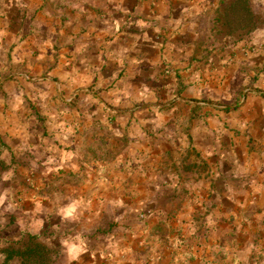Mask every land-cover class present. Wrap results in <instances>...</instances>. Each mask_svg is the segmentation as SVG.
<instances>
[{"label":"crops","instance_id":"0c3cea01","mask_svg":"<svg viewBox=\"0 0 264 264\" xmlns=\"http://www.w3.org/2000/svg\"><path fill=\"white\" fill-rule=\"evenodd\" d=\"M237 2L0 0V138L34 185L0 264H264V25Z\"/></svg>","mask_w":264,"mask_h":264},{"label":"rangeland","instance_id":"374dc122","mask_svg":"<svg viewBox=\"0 0 264 264\" xmlns=\"http://www.w3.org/2000/svg\"><path fill=\"white\" fill-rule=\"evenodd\" d=\"M247 5V2L246 4H242V1L235 3L234 8L230 11V19L234 23L235 28L244 23L252 31L257 23L260 26L264 25V10L252 4L251 9L248 10ZM259 94L263 96L264 92ZM14 150H16L15 147H13ZM13 151L0 138V220L16 217L14 210L19 207H22V214L26 218L33 216L34 212L33 208L28 212L26 208L24 210L25 206L30 207L32 203L30 195H20L22 193V185L27 188H33L34 185L33 183L28 184V180L22 179V158H20L21 155L19 154H13ZM12 210L13 212H11ZM135 213L138 220H143L146 216L151 215L150 211H135Z\"/></svg>","mask_w":264,"mask_h":264},{"label":"trees","instance_id":"16d2710c","mask_svg":"<svg viewBox=\"0 0 264 264\" xmlns=\"http://www.w3.org/2000/svg\"><path fill=\"white\" fill-rule=\"evenodd\" d=\"M238 1H242V4H246V0H238Z\"/></svg>","mask_w":264,"mask_h":264},{"label":"clouds","instance_id":"9594fccd","mask_svg":"<svg viewBox=\"0 0 264 264\" xmlns=\"http://www.w3.org/2000/svg\"><path fill=\"white\" fill-rule=\"evenodd\" d=\"M71 211H72V210H71V209H69V211H68V214H71Z\"/></svg>","mask_w":264,"mask_h":264}]
</instances>
